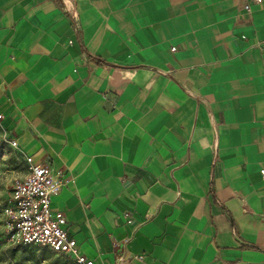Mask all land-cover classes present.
I'll use <instances>...</instances> for the list:
<instances>
[{"label":"crops","instance_id":"0c3cea01","mask_svg":"<svg viewBox=\"0 0 264 264\" xmlns=\"http://www.w3.org/2000/svg\"><path fill=\"white\" fill-rule=\"evenodd\" d=\"M248 2L0 0V128L61 178L51 208L95 264H264Z\"/></svg>","mask_w":264,"mask_h":264},{"label":"built area","instance_id":"2783aa9c","mask_svg":"<svg viewBox=\"0 0 264 264\" xmlns=\"http://www.w3.org/2000/svg\"><path fill=\"white\" fill-rule=\"evenodd\" d=\"M250 2L260 4L262 0ZM250 2L244 5L246 12L251 9ZM6 139L11 148L17 149L14 139ZM24 164L25 168L14 180L3 209L8 241L14 245L45 249L54 255H65L74 264H95L94 260L79 252L75 239L68 234L65 214L51 208V197L61 187V178L48 165L36 162L31 156H24ZM260 173L264 180V169ZM134 259L141 260L142 256H134Z\"/></svg>","mask_w":264,"mask_h":264},{"label":"rangeland","instance_id":"374dc122","mask_svg":"<svg viewBox=\"0 0 264 264\" xmlns=\"http://www.w3.org/2000/svg\"><path fill=\"white\" fill-rule=\"evenodd\" d=\"M23 163L21 154L17 149L9 146L0 128V264H34L28 260L30 259L31 248L9 242L4 227L3 209L9 200L14 180L23 171ZM59 256L67 259L65 255ZM39 264H46V262L41 261Z\"/></svg>","mask_w":264,"mask_h":264},{"label":"trees","instance_id":"16d2710c","mask_svg":"<svg viewBox=\"0 0 264 264\" xmlns=\"http://www.w3.org/2000/svg\"><path fill=\"white\" fill-rule=\"evenodd\" d=\"M25 246V245H20ZM30 247V259L34 264H39L41 261H45L46 264H74L69 258L63 259L59 255H54L48 252L45 249H40L34 246H27ZM54 255V256H53Z\"/></svg>","mask_w":264,"mask_h":264}]
</instances>
